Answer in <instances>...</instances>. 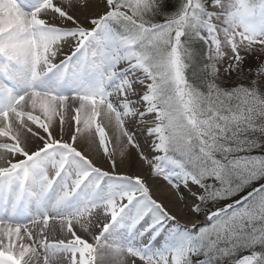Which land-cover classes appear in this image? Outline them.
Returning a JSON list of instances; mask_svg holds the SVG:
<instances>
[{"label": "snow or ice", "instance_id": "1", "mask_svg": "<svg viewBox=\"0 0 264 264\" xmlns=\"http://www.w3.org/2000/svg\"><path fill=\"white\" fill-rule=\"evenodd\" d=\"M0 264H264V0H0Z\"/></svg>", "mask_w": 264, "mask_h": 264}, {"label": "bare ground", "instance_id": "2", "mask_svg": "<svg viewBox=\"0 0 264 264\" xmlns=\"http://www.w3.org/2000/svg\"><path fill=\"white\" fill-rule=\"evenodd\" d=\"M102 163H104V166L107 167L104 161H102ZM135 170L139 171L144 176H148L149 174V170L147 166L143 165L142 162H138L136 164ZM149 184L152 187L153 195L156 198L164 201L165 203H168L169 201H174L175 199L174 190H172L170 185H168L167 182H165L163 179H159V180L150 179Z\"/></svg>", "mask_w": 264, "mask_h": 264}, {"label": "rangeland", "instance_id": "3", "mask_svg": "<svg viewBox=\"0 0 264 264\" xmlns=\"http://www.w3.org/2000/svg\"><path fill=\"white\" fill-rule=\"evenodd\" d=\"M105 162V165H107V162L106 161H104ZM159 179H162V178H154V179H152V180H159ZM197 219H202V217L201 218H197ZM183 223V222H182Z\"/></svg>", "mask_w": 264, "mask_h": 264}]
</instances>
